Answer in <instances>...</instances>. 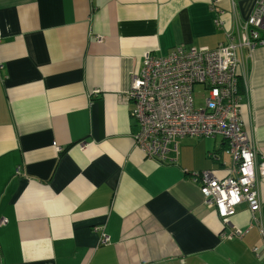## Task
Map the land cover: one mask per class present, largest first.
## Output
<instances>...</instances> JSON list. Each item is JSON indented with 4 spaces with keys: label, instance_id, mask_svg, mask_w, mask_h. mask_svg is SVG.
Returning <instances> with one entry per match:
<instances>
[{
    "label": "crops",
    "instance_id": "obj_1",
    "mask_svg": "<svg viewBox=\"0 0 264 264\" xmlns=\"http://www.w3.org/2000/svg\"><path fill=\"white\" fill-rule=\"evenodd\" d=\"M258 2L0 0V264H264V178L258 224L243 203L225 226L198 175L228 176L227 141L179 138L166 162L151 160L126 101L148 53L216 49L231 35L263 162L264 31L242 45ZM234 229L247 233L221 237Z\"/></svg>",
    "mask_w": 264,
    "mask_h": 264
},
{
    "label": "built area",
    "instance_id": "obj_2",
    "mask_svg": "<svg viewBox=\"0 0 264 264\" xmlns=\"http://www.w3.org/2000/svg\"><path fill=\"white\" fill-rule=\"evenodd\" d=\"M244 29L250 32L251 39L244 36L242 45L253 50L262 42L264 0H259ZM233 38L230 35L229 41L216 49L177 47L164 58L148 53L141 73L132 77L126 96L127 103L134 105L131 115L139 125L136 146L151 160L166 162L172 149L177 151L175 143L179 138L221 136L227 141V151L234 160L228 176L219 179L211 171L198 175L205 203L225 226L230 225V218L243 203L248 204L258 224V181L264 178V161L257 163L241 117L240 62ZM196 85L206 89L204 106L200 108L194 100ZM5 223L1 220L0 227ZM246 233L224 230L221 237L229 241ZM109 242L110 238L103 235L101 244Z\"/></svg>",
    "mask_w": 264,
    "mask_h": 264
},
{
    "label": "rangeland",
    "instance_id": "obj_3",
    "mask_svg": "<svg viewBox=\"0 0 264 264\" xmlns=\"http://www.w3.org/2000/svg\"><path fill=\"white\" fill-rule=\"evenodd\" d=\"M205 97H206V89L204 85H196L194 87V100L197 108L204 106Z\"/></svg>",
    "mask_w": 264,
    "mask_h": 264
}]
</instances>
